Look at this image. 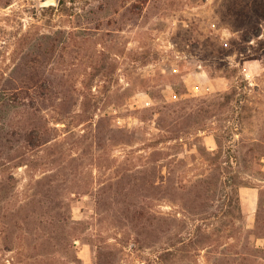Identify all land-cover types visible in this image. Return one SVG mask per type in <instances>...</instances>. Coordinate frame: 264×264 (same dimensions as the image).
<instances>
[{
    "label": "rangeland",
    "instance_id": "1",
    "mask_svg": "<svg viewBox=\"0 0 264 264\" xmlns=\"http://www.w3.org/2000/svg\"><path fill=\"white\" fill-rule=\"evenodd\" d=\"M45 1L0 0V264H264V0Z\"/></svg>",
    "mask_w": 264,
    "mask_h": 264
},
{
    "label": "water",
    "instance_id": "2",
    "mask_svg": "<svg viewBox=\"0 0 264 264\" xmlns=\"http://www.w3.org/2000/svg\"><path fill=\"white\" fill-rule=\"evenodd\" d=\"M57 4H59V0H46L43 3L44 6L57 5Z\"/></svg>",
    "mask_w": 264,
    "mask_h": 264
},
{
    "label": "trees",
    "instance_id": "3",
    "mask_svg": "<svg viewBox=\"0 0 264 264\" xmlns=\"http://www.w3.org/2000/svg\"><path fill=\"white\" fill-rule=\"evenodd\" d=\"M21 86H22L23 89H27L29 87V83L26 82V83H24V85H21ZM27 106H29V105H27ZM38 133H39L38 136L40 137L41 133L40 132H38ZM26 135H28L30 137V135L28 133Z\"/></svg>",
    "mask_w": 264,
    "mask_h": 264
}]
</instances>
